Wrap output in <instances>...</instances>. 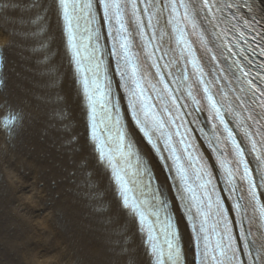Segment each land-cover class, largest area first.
<instances>
[{"label": "snow or ice", "instance_id": "snow-or-ice-1", "mask_svg": "<svg viewBox=\"0 0 264 264\" xmlns=\"http://www.w3.org/2000/svg\"><path fill=\"white\" fill-rule=\"evenodd\" d=\"M24 2L54 11L61 22L99 159L112 169L123 207L146 232L151 264H264V0ZM105 54L114 63L111 74ZM115 76L131 119L173 161L169 168L193 234L187 251L161 189L141 198L154 179L148 168L140 163L129 180L132 165L119 166L117 156L126 162L133 152L112 93ZM5 111L0 126L11 129L19 116ZM192 126L203 135L211 128L215 165L193 143ZM220 177L223 188L215 182Z\"/></svg>", "mask_w": 264, "mask_h": 264}, {"label": "bare ground", "instance_id": "bare-ground-1", "mask_svg": "<svg viewBox=\"0 0 264 264\" xmlns=\"http://www.w3.org/2000/svg\"><path fill=\"white\" fill-rule=\"evenodd\" d=\"M0 45L8 57V87L0 90V111L6 109L3 103L12 102L26 119L15 136L0 126V218L6 222L11 217L17 237L35 229L52 239L34 255L24 252L25 263L151 264L133 223L116 203L109 176L87 144L84 99L55 12L24 0H0ZM119 101L123 106L125 98L120 95ZM129 131L171 200L187 251L192 237L169 180L140 133L131 126ZM8 186L18 194L10 199L9 217ZM17 186L25 187L18 192Z\"/></svg>", "mask_w": 264, "mask_h": 264}, {"label": "rangeland", "instance_id": "rangeland-1", "mask_svg": "<svg viewBox=\"0 0 264 264\" xmlns=\"http://www.w3.org/2000/svg\"><path fill=\"white\" fill-rule=\"evenodd\" d=\"M25 186H17L18 192L19 189ZM6 205H7V215L9 217V212L11 210V200L12 196L16 197L18 194H12L11 187L8 186L6 190ZM11 199V200H10ZM10 201V202H9ZM1 203V196H0ZM2 206H4L2 204ZM2 206L0 204V214L2 212ZM5 211V210H4ZM11 217L8 218V221L3 222L0 218V264H26L25 263V253L28 252L29 255H34L36 250L41 249L45 245H50L49 242H52V239L44 238L35 230L27 235L17 237L12 232L13 220ZM39 247L38 249H35ZM44 249V248H43ZM42 249V250H43Z\"/></svg>", "mask_w": 264, "mask_h": 264}, {"label": "water", "instance_id": "water-1", "mask_svg": "<svg viewBox=\"0 0 264 264\" xmlns=\"http://www.w3.org/2000/svg\"><path fill=\"white\" fill-rule=\"evenodd\" d=\"M66 57L68 58V62H69L68 52H66ZM7 61H8V57H7V55H6L5 51H4V48L0 45V90H4V89H6L8 87V85L6 83L7 82L6 72H7V66H8L7 65ZM73 77L75 79L74 72H73ZM8 105H10L11 108H8L6 110V115L12 113V110L14 109L15 112L12 113V114L18 115L19 116V119H18L16 125L13 128H11V129H6V128H3V127L2 128L5 131L8 132L9 136H15L18 133V130H19L20 126L22 125V123L26 122V119H23L24 117H22V116L19 115V112L15 109L14 103H12V102H5V103L2 104V107L7 108ZM1 124H2V119H1ZM87 144H88L89 148L91 149V151L93 152L94 157L97 158L98 165L105 171V173H107V175H109V173H108L109 172L108 171L109 170L108 169V166H106L102 162H99V160H98V156H97V154L95 152V149H94V144L91 141H87ZM109 181H110V186H113L114 187L112 181L111 180H109ZM116 203H117L118 207L120 208V210L122 212H124L125 215L131 220V222L133 223L135 229L138 232V235H139L140 239L143 241L144 240V235L143 234H139L137 222H136V219L133 217V214L129 210H127L126 208H124L121 205V202H120V200H119L118 197H116ZM144 249H146V247H144Z\"/></svg>", "mask_w": 264, "mask_h": 264}]
</instances>
